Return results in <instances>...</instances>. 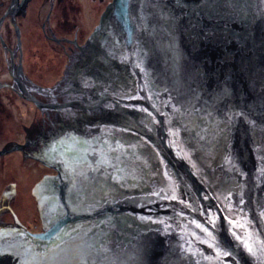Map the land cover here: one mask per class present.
<instances>
[{
    "label": "water",
    "instance_id": "obj_1",
    "mask_svg": "<svg viewBox=\"0 0 264 264\" xmlns=\"http://www.w3.org/2000/svg\"><path fill=\"white\" fill-rule=\"evenodd\" d=\"M80 51L0 264H264V0H113Z\"/></svg>",
    "mask_w": 264,
    "mask_h": 264
},
{
    "label": "rangeland",
    "instance_id": "obj_2",
    "mask_svg": "<svg viewBox=\"0 0 264 264\" xmlns=\"http://www.w3.org/2000/svg\"><path fill=\"white\" fill-rule=\"evenodd\" d=\"M112 1L74 0V4L64 6L62 2L55 1L51 18L53 36L48 31L44 33L41 26L50 8L49 1L40 2L42 13L35 9L39 6L35 4L37 0L33 1L32 11L20 19L21 29L17 31L21 35L23 75L38 88H59L67 92H61L62 95L56 93L60 95L59 106L68 107V89L80 63L78 60L83 55L80 49L86 48ZM76 55L79 56L78 60L70 59ZM4 64L0 53V84L12 85ZM8 89L2 88L0 91V102L3 103V108H0V151L3 152L0 157V198L6 194V205L13 208L20 221H11L6 211L0 216V234L11 230L18 232L20 228L25 233L39 234L44 232V223L39 211L41 205L38 197L41 193L37 187L44 180L58 178V172L46 152V145L64 117L55 113L49 118L28 103L22 94L21 99ZM13 188L16 194L11 192Z\"/></svg>",
    "mask_w": 264,
    "mask_h": 264
},
{
    "label": "flooded vegetation",
    "instance_id": "obj_3",
    "mask_svg": "<svg viewBox=\"0 0 264 264\" xmlns=\"http://www.w3.org/2000/svg\"><path fill=\"white\" fill-rule=\"evenodd\" d=\"M33 1L36 0H0V53L5 62L4 65L6 67V72L10 77V82L12 83V85L0 84V91L2 88H9L8 90L11 92V94L21 99H22L21 96L22 94L24 96V99L28 103L30 104L32 103V105L35 106L36 109L40 110L41 112H44V114L49 118H51L52 115H54L55 113L56 114L59 113L62 117H65L68 107L65 106L60 108L59 104H61V102H58V97L62 95V93L67 94V92L60 90L59 88L55 90L38 88L33 83L28 82L25 76L23 75V69L20 62L21 50H22L21 35L18 33L17 30L21 29L19 26L20 19L24 17L27 14V12L29 13L32 11L31 3H33ZM46 1H49L50 8L46 14L45 21L41 26L44 33L48 31V33L52 34L53 36L51 18L53 17L54 14L55 1L62 2L64 6L66 4L67 5L74 4L73 2L74 0H72V3L71 0H46ZM40 2H44V0H37V3L35 4L39 6H36L35 9H37L39 13H42L43 11L41 12L40 9V5L42 4H40ZM47 28L48 30H46ZM45 37L47 38V36ZM18 44H20V46ZM58 44H60V41L58 42ZM77 49H79V46H77ZM78 57L79 56L76 55L74 57H70V59L73 58L78 60ZM78 61L80 62V60ZM57 92H59L58 94L60 95H57L56 94ZM33 99L43 104V106L38 107L37 105H35V103L32 101ZM2 104L3 103L0 102L1 109L3 108ZM2 154L3 152L0 151V157L2 156ZM11 192L13 194H16V189L13 188ZM13 196L14 195H12V197ZM39 203L42 206V207L40 206L39 211L42 215L41 216L42 219L44 220L45 209H48V203L42 204L40 200ZM6 211H8V213L10 214L11 221H20L13 208L9 205L8 206L6 205V194L4 193L0 198V216H3ZM15 230L18 231L19 228L18 229L15 228ZM21 231L22 229L20 228V231L18 232ZM33 233L35 234L36 232Z\"/></svg>",
    "mask_w": 264,
    "mask_h": 264
},
{
    "label": "bare ground",
    "instance_id": "obj_4",
    "mask_svg": "<svg viewBox=\"0 0 264 264\" xmlns=\"http://www.w3.org/2000/svg\"><path fill=\"white\" fill-rule=\"evenodd\" d=\"M49 180H51V179H49ZM39 193H41L40 197H38L39 200H40V202L42 204L43 203H48V209H45V214H46L47 211H50V210H53L54 209L53 208V203L51 202L52 198H49V197H51L50 194L49 193L46 194L43 189L40 190Z\"/></svg>",
    "mask_w": 264,
    "mask_h": 264
}]
</instances>
